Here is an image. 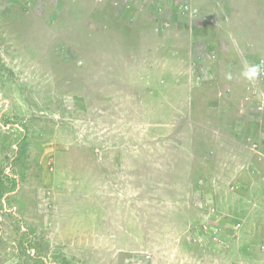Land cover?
Here are the masks:
<instances>
[{
  "label": "rangeland",
  "instance_id": "1",
  "mask_svg": "<svg viewBox=\"0 0 264 264\" xmlns=\"http://www.w3.org/2000/svg\"><path fill=\"white\" fill-rule=\"evenodd\" d=\"M104 1L0 0V264H264V0Z\"/></svg>",
  "mask_w": 264,
  "mask_h": 264
},
{
  "label": "clouds",
  "instance_id": "2",
  "mask_svg": "<svg viewBox=\"0 0 264 264\" xmlns=\"http://www.w3.org/2000/svg\"><path fill=\"white\" fill-rule=\"evenodd\" d=\"M256 71L257 69L255 67H246L243 74L248 78H252L255 75Z\"/></svg>",
  "mask_w": 264,
  "mask_h": 264
},
{
  "label": "crops",
  "instance_id": "3",
  "mask_svg": "<svg viewBox=\"0 0 264 264\" xmlns=\"http://www.w3.org/2000/svg\"><path fill=\"white\" fill-rule=\"evenodd\" d=\"M108 2H109V0H105V1L102 2V3H103L104 5H106ZM92 3L97 4V0H96V1L91 0V4H92ZM112 16L114 17L113 19H116V18H115V15H112ZM112 16H111V17H112ZM107 19H108V18H107ZM113 19H112V20H113ZM195 36L198 37V35H195ZM110 43H113V42H110ZM121 45H122V44H121ZM250 264H256L255 259H253V261H251Z\"/></svg>",
  "mask_w": 264,
  "mask_h": 264
}]
</instances>
